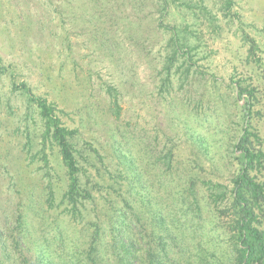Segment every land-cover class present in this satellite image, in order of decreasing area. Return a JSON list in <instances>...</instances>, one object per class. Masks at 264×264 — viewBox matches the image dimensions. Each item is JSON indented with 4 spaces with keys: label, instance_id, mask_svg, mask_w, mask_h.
Returning a JSON list of instances; mask_svg holds the SVG:
<instances>
[{
    "label": "rangeland",
    "instance_id": "obj_1",
    "mask_svg": "<svg viewBox=\"0 0 264 264\" xmlns=\"http://www.w3.org/2000/svg\"><path fill=\"white\" fill-rule=\"evenodd\" d=\"M226 3L0 0V264H84L95 221L108 230L121 210L136 233L159 231L158 217L171 229L193 201L191 178L208 226L205 183L232 186L243 126L264 151V0ZM174 33L188 45L176 54ZM23 85L77 132L92 196L78 211ZM253 175L264 183V169Z\"/></svg>",
    "mask_w": 264,
    "mask_h": 264
},
{
    "label": "trees",
    "instance_id": "obj_2",
    "mask_svg": "<svg viewBox=\"0 0 264 264\" xmlns=\"http://www.w3.org/2000/svg\"><path fill=\"white\" fill-rule=\"evenodd\" d=\"M160 1L169 5L171 0ZM226 2L225 8L230 11L233 7L232 0ZM170 42L175 54L188 46L177 33L173 34ZM251 42L250 53L254 55L257 46L254 41ZM23 86L30 102L37 106L44 121V141L52 140L60 148L69 176V188L65 197L72 210L78 211V206H85L84 202L92 196L82 188L79 177L81 168L72 143L77 132L63 125L56 114L55 106L44 98L33 96L27 86ZM243 93L252 95V91L248 89L241 90V94ZM249 106V102H246L243 109L247 112L243 115L244 121L250 116ZM260 144L261 139L252 127L243 126L242 135L235 145L239 153V169L232 186L205 183L209 228L203 224V206L198 198L200 194L196 181L191 178L187 192L193 201L188 206L183 204V207L187 206L183 213L185 217L177 218L171 229L166 228L165 220L158 217L153 222L160 225L159 231L154 224L151 230L144 229L136 233L135 225L128 220L127 215L122 210L118 211L108 230L97 221L93 224L84 264H264V183L259 182L253 175L254 172L264 169V151L259 148ZM170 156L172 155L166 156V159ZM123 202L126 207H131L136 223H142V218L128 199H123ZM181 219H184V224L180 222ZM107 234L109 241L105 239ZM140 242L142 247L138 248ZM139 250L143 252V256L138 255ZM108 251H112L108 259L99 257L101 253L108 254Z\"/></svg>",
    "mask_w": 264,
    "mask_h": 264
}]
</instances>
